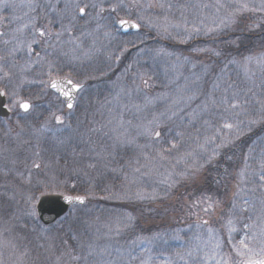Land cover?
I'll return each instance as SVG.
<instances>
[{
	"label": "rangeland",
	"instance_id": "obj_1",
	"mask_svg": "<svg viewBox=\"0 0 264 264\" xmlns=\"http://www.w3.org/2000/svg\"><path fill=\"white\" fill-rule=\"evenodd\" d=\"M28 2L29 0H8L9 7H0V32L5 34L0 36V54H4L6 48H11L14 45L19 47V51L15 55V66H12V61L9 60L5 69L11 71L12 79L10 81H0V87L7 86V90L10 92L18 91L22 98L30 99L34 105L33 109L27 114L16 108L12 111L11 117L4 120L0 119V262L2 264H32L28 261L44 260L46 256L49 259L48 264H107L108 261H113L114 264H140L141 260H148L149 264H166L167 261L176 264L175 258L171 259L170 255L163 253L161 247H159L160 254H151V250L161 243L166 244L165 239L161 240L173 231L170 230L169 225L175 224L178 216H204L197 210L198 207L190 210L187 203L186 206L182 207L183 212L169 208L167 211L155 212L144 209L136 213L125 210L123 212L111 211L106 214L94 212L93 209L79 214L73 207L67 217L66 215L63 216L52 224L53 226L43 227L37 219L35 206L42 195L65 194L66 191L71 190L70 185L75 182L69 178V174L74 177L76 172L83 171L88 168V164L96 162L98 157L95 153L93 155L94 134L92 131L94 128L107 131L111 138L109 130L116 125L121 115L125 121L131 120L133 124H137L143 118L150 119L152 114H156L155 111L158 109L155 97L157 95H154V91L158 87L156 86L157 83L155 84L157 80L156 71L160 68L158 63L162 60L165 66V61L161 57L168 56L172 58L174 54L160 48L159 42L150 46L147 44L156 43V38L166 39V34L171 33V31L173 34L178 35L183 33L182 37L187 35L185 33V23L180 20V15H177L175 21H172V17L169 15L172 12H183L184 9L187 12L194 10L191 11L194 14L188 15L187 28L190 30L193 26H196L203 29L206 26V29L216 26L213 23L214 19L217 24L219 23V19H217V16L215 17V11L213 14L211 11L207 13V16L204 17L206 21L203 24L204 20L198 14L201 9L186 7L192 5L191 2L180 3L175 0H162L165 4L171 3L173 5L170 12L158 7L147 10L132 9L135 14L139 11L144 16L143 20L138 21L141 26L145 27L146 31L155 34L154 41H150L146 34L141 33L139 35V31L137 33L122 34L110 23L108 18L115 14H111L109 9L112 4L117 3V0H79L81 7L85 4H97L105 9L104 12H100L99 7L95 9L89 7L86 9L84 17H80L78 12L74 10V0H59V3H57V0H39L41 4L50 3L56 6L55 11L45 8L39 13L29 9L27 7ZM255 2L259 3V0H255ZM124 3L130 4V0H124ZM65 5H68V7L66 8ZM97 13H99L98 16ZM123 13L126 12L121 11V17H123ZM37 15L39 19L36 26H47L53 34L61 31L62 25L70 26L71 36L65 33L59 41L53 38L47 42L33 44L34 51L29 55L25 43L22 42H28L32 39L33 26L31 18ZM58 15L60 20L57 18ZM73 16L76 18L73 19ZM61 17H63L62 20ZM49 20L53 23L49 24ZM176 24H179L180 27H173ZM25 25H28V27H25ZM165 28H167V32ZM77 37L79 39H76ZM5 40L13 43L5 45ZM69 40L74 42L68 43ZM212 43L209 44L210 47ZM137 46H141L140 50L135 51L132 60H128L126 52L130 47ZM260 51L255 56L264 54V46ZM37 52L39 57L36 55ZM49 63H52L53 68L58 70L53 72L54 79L68 77L83 86L74 108L70 111H67L57 96L49 90V84L40 83L42 80L46 82L49 80L47 75ZM101 63L106 65L101 68ZM173 63L174 66L175 64L179 65L177 61H173ZM253 63L256 65L255 62ZM95 70H101L105 74H109L111 70H118L116 74H112V77H110V86L106 91V96L102 93L96 95L94 88ZM163 70H167V68ZM171 70L172 72L179 71L175 70L174 67ZM120 71L121 73L118 74ZM137 74H147L144 78L148 79L150 77L149 84L151 86L145 87L141 84L140 80L136 78ZM134 78H136L135 83H133ZM137 85H139V88H137ZM179 89L181 90V88ZM148 100H151V103L145 107ZM8 103L9 99L7 97ZM125 105H127L126 108ZM134 105H140L143 111L136 112ZM53 113L63 118V124H56ZM21 121L26 126L27 123L30 125L31 132L29 135L23 132ZM36 121H38L37 127ZM110 121L111 123H109ZM69 123L75 127V130L79 129V147L75 157L80 163L77 166L75 161L70 167L64 166V163L61 167L63 168V174L61 172L60 175L51 171L50 163L52 162L50 159H44L41 152L36 155L35 151L28 150V145H31V141L37 139L35 135L38 129L51 136V139L58 135V141L60 142V144L58 142V151L56 146L51 145L55 143H51L48 139H38L41 143L39 146L44 152L52 151L50 155L57 162L58 159L68 162L71 159L66 156L69 153L67 149L69 140L66 139L65 133H71L72 129ZM38 133L40 132L38 131ZM147 142L143 137L137 138L138 144ZM110 143H113V140ZM130 148H134L135 154H137L138 150L135 147ZM55 160L53 161L54 164ZM34 163H39L41 167L36 169L33 167ZM67 172H69L68 176H66ZM65 179L69 181L67 189L53 186L54 181L58 183ZM45 185L48 186L45 187ZM9 197L14 198L9 199ZM28 197L33 199L29 202ZM88 199L86 197V202ZM107 199L110 201L118 200V198L112 196ZM84 205L86 206V203ZM86 207L95 206L91 204ZM195 213H199V216ZM128 214L131 216L141 215L162 218L158 223L165 225L159 228L161 234L155 240L156 243H153L154 245H149L152 244L150 243L152 239L147 236L142 240H137V243L132 244L128 249L123 248L122 244H119L120 241H115L117 236L114 230L117 218H124ZM74 217H80V220L88 226L89 233L83 236V238H86L84 243L79 239L78 231L74 228V230L70 229L75 224ZM57 222L60 223L54 227ZM109 227L113 228V232H109ZM253 227L252 225V228L247 229L241 239L247 235L251 240ZM174 230L179 233L178 230ZM180 231L185 232L186 230L180 229ZM205 232L201 229L194 230L189 243L193 244V249H195L200 242L201 251L199 254L202 255L203 264L205 253L209 254L207 263L211 261V255L215 256V253L217 254L213 251L212 244L208 248L205 246V240L203 239ZM197 235L200 236L199 240L195 238ZM158 240L161 242H157ZM215 240H218V238ZM250 246H253L252 240ZM105 249L107 251L101 255L102 250ZM116 249L120 250L119 253ZM90 251L92 255H89ZM129 252L135 255L137 259L131 260ZM74 257H79V259H74ZM85 257H87V260L84 259ZM188 263L189 260L185 262V264Z\"/></svg>",
	"mask_w": 264,
	"mask_h": 264
},
{
	"label": "trees",
	"instance_id": "obj_2",
	"mask_svg": "<svg viewBox=\"0 0 264 264\" xmlns=\"http://www.w3.org/2000/svg\"><path fill=\"white\" fill-rule=\"evenodd\" d=\"M175 1L180 3L191 2V4L214 2V0ZM191 11L194 10L187 12L186 9H184L183 12H172V14L169 16L172 17V21H175L177 15H180V20L185 23L188 21V15L194 14V12L191 13ZM209 11H211L213 14L215 10L203 9L199 10L198 14L204 20V17L207 16ZM132 13L133 15L131 19H135L136 14L134 12ZM122 15L123 17H127L126 13H123ZM222 15L223 12L220 14L215 13V17L217 16V19L218 16ZM260 18V14L253 15L251 13H245L244 17L239 21L238 24L230 26L227 30L217 34L215 37L206 36L202 31L200 35H195L189 39L187 43L180 42V40L183 38L181 36L183 33L178 35L173 34L171 31V33L166 34V39H158L153 32L146 31L145 27L141 26L138 32L139 35L141 33L146 34L150 41H154V38H156V43L152 42L147 45H155L157 42H159L160 48H164L167 52L170 51L174 54L172 58L165 55H163L165 57H161L165 61V66L163 65L162 60H160L161 62L158 63L160 68H158L156 71L157 80L155 81V84L157 83L156 86L158 87L154 91V95H157L155 99L157 100L156 107L158 110L155 111V113L158 114L159 112H163L167 107L170 106L171 101L177 98L178 90H180L179 88H181V90L187 89V91L183 93L185 96L193 94L196 96V99L191 101L188 110H199L198 106L202 104L208 94L213 92L214 82L219 83L221 88H223L225 81L234 83L236 85L234 90L238 94L237 99L242 104L244 100L247 99L249 101L248 107L250 110L252 106L256 105L257 100L264 101V68L258 67L254 65V63H251L248 65L249 70L246 72L245 68L243 67V57L249 55L255 56V54L261 52L260 50L262 46H264V27L249 31V26L260 22ZM205 21L206 20L203 21V24ZM169 24H171V22H169ZM171 25H173V23ZM205 27L206 26H204L203 29H205ZM211 43L212 46L210 47L209 44ZM140 48L141 46L130 47V49L126 52L127 59L132 60L135 51L140 50ZM196 48L215 49L219 51L221 55L218 57L211 51L194 52L193 49ZM233 59H235L238 63L229 64V61ZM173 61L179 62V65L175 64L174 66ZM94 64L96 65V63ZM226 64L228 65L227 71L225 73H221V69H223ZM104 65L106 64L101 63V68ZM172 67L179 71L172 72ZM164 68H167V70H163ZM117 71L118 70H111L109 74H105L104 72H101V70L94 71V88L96 90V95L98 93H102L104 96L107 95L106 91L110 86V77H112V74H116ZM121 71L118 74H120ZM171 72L173 73L172 75ZM249 88L252 89V92H248ZM252 93H255V95ZM219 94V91H217L216 95L218 96ZM214 115L217 120L220 119L219 114ZM240 119L247 121V118L243 115L240 116ZM35 123L37 127L38 121ZM179 123L180 121H176V124ZM20 124L22 125L23 132L29 135L31 132L30 125L27 123L26 126L22 121ZM69 125L72 129L71 133H65V136L67 137L66 139L69 140L67 148L69 153L66 156L68 159H71L68 162L63 159H58L57 162L50 155L52 151L44 152L41 150V146H39L41 143H39L38 139H48L51 141V143H55L51 145L56 146V150L58 151V135L51 139V136L44 133L43 130L38 129L36 130L35 135L37 139L31 141V145H28V150H33L36 153L39 152V154L41 152L44 159H50L52 162L50 163L51 171L60 175L63 169L61 167L64 165V163V166L68 167H70L75 161L77 166L78 163H80L75 157L79 147V129L75 130V127L71 126V123H69ZM196 128H200L199 122L196 123ZM196 128H192L185 124L182 128L177 130H186L187 132H191L194 136ZM200 130L203 134H210V131L206 133L203 128ZM38 131L40 133H38ZM92 133L94 134L93 155L95 153V155L98 157L95 162L96 167L85 168L83 171H78L75 173L74 177L71 176L69 172L66 173V176L69 174V178L74 180L76 189H69L65 194L84 195L85 197L89 198L86 202V206L91 204H94L95 206L90 208H87L85 205L82 207H75L74 210L79 214H81L80 212L84 211H92L91 209H93L94 212H101L100 214H106L111 211L123 212L125 210L136 213L144 209L156 212L167 211L169 208L183 212L182 207L186 206L187 203L191 204L196 202L202 195H211L213 200L220 201V204L210 215H206L203 211H201V207L198 206L197 210L204 216H178L176 218L175 224L169 225L170 230L173 231L169 233L167 237H164L161 240L163 241L165 239L166 244L164 245L161 243L158 247H153L151 254H160L159 247H161L163 253L170 255V257H172L171 259L175 258L176 264H185L187 260H189L188 264H203L202 255L199 254L201 250L195 253L194 258L188 257L186 254L189 250L193 249V244L189 243L192 239L194 230L201 229L203 232L206 231L203 234V239L205 241H209V238H207V236H209L207 229L208 227H211L213 229V233L211 234L213 237L211 236V240L207 244V248L211 246V244L212 248H214L216 241L220 242L221 247L219 249H215V252H217V254L215 253V258L213 259V255H211V261H209L207 264H216V262L222 258H230L234 264V262L239 260L240 257L237 256L236 249L233 247V245L238 247L239 239H241V237L246 233L247 230L243 229L244 223L252 224L254 226L252 229V237L255 235V240H252V247L256 248L257 250L260 248L261 241L264 240V237H261L260 234L262 225L258 217L261 215L260 201L264 199V191L257 189V191L251 192L247 191V189L256 187V185L251 182L252 178L250 173L258 168L256 161L260 158L259 153L261 149L264 148V125L253 126L252 132L245 135L242 140L238 142L235 148L225 150L226 154L232 157L231 161L222 160L219 164L206 166L201 171L194 185L191 183H180L172 188H168L167 183H161V181L166 180L167 172L171 171L172 165L175 164L174 158L178 155L177 152L174 151L172 153V157H170L168 161L157 162V171H155L150 177L142 179L139 184L133 185L129 184L128 181H125L123 176L125 173H127L129 175V179L132 178L133 173L128 165L130 161H134L136 159V157L139 155V152L137 151V154H135L134 148L115 145L114 141L113 143H110L112 139L110 138V134L105 135L108 133L107 131L94 128ZM254 141L256 142L255 144L253 143ZM250 145L255 148V152L252 153V156L255 157V159H249L248 163L250 168L246 171L244 182H241L239 173L244 169V157L248 152V147ZM191 149H196L199 151V149H197L195 140L189 139L186 136L184 140L181 141L180 152L182 153L185 150ZM210 150L211 146H209V151ZM151 151L152 150L150 149L149 152ZM54 152L53 154H55ZM109 153H111L110 157ZM101 157H105V159H101ZM54 160L55 164L53 163ZM143 162L144 161L141 158V163ZM182 167L183 164L176 165L177 169ZM224 167L228 168L227 173L223 171ZM114 168L117 169V171H112ZM238 185L240 188H244L245 191L241 192L240 195L236 197V204L239 207H243L245 206L244 200L247 199L249 201V204L247 205L248 211L244 213L237 212L236 214H232L231 209L233 203V194L238 191ZM137 190L142 191L145 196H149L155 192L157 199L139 200L134 195ZM110 196L116 199L118 198V200L110 201L105 198H109ZM202 206L206 207L207 205L204 204ZM68 214H70V211ZM132 217L133 226L125 229L122 234L115 239V241H120L121 243L119 244H122L123 248L125 247L128 249L132 244H136L137 240H142L145 236H147L149 239H152L150 240V243L152 244L149 245H154L156 243L155 240L161 234L159 228L165 225L163 223L162 225H160L161 223H158V221H160L162 218L144 217L141 215H132ZM230 218L233 220V225L236 228V231L231 233V237L229 236V226L227 224V221ZM80 219V217H74L73 220L75 221V224L71 226L70 229H76L78 231L79 239L84 243L86 238H83V236L89 232L87 228L88 226ZM118 219L123 218L118 217L117 220ZM204 219H207L209 224L201 225V227L198 229L196 224ZM59 223L60 222H57L54 227H56V225ZM174 229L178 230L179 233L175 232ZM180 229H184L186 231L181 232ZM177 236L179 239H176ZM217 238L218 240H215ZM161 241L158 240L157 242ZM198 244L200 245V242ZM177 253L183 255L184 259H181V255H177ZM48 261L49 259H47L45 256L44 260L35 259L28 262L32 264H48Z\"/></svg>",
	"mask_w": 264,
	"mask_h": 264
},
{
	"label": "snow or ice",
	"instance_id": "obj_3",
	"mask_svg": "<svg viewBox=\"0 0 264 264\" xmlns=\"http://www.w3.org/2000/svg\"><path fill=\"white\" fill-rule=\"evenodd\" d=\"M57 3H59V0H57ZM9 6L10 5L8 3V0H0V7L7 8ZM27 7L33 12L37 13L43 11L45 8H50L52 11L56 10L55 5H52L50 3L41 4L39 0H29ZM65 7L67 8L68 5H65ZM73 7L74 10L78 12L80 17H84L86 15V9L89 7L93 9L99 7L100 12L105 11L104 7L97 4H85L83 7H81L79 0H74ZM153 7L166 9L170 12L173 8V5L171 3L165 4L164 2H162V0H130V4H125L124 0H117V3L112 4L109 9L110 13L115 15L110 16L108 19L110 20V23L118 30L128 31L129 29H135L138 31L141 27V24L138 21L143 20L144 16L141 14V12L138 11L136 13V19H131L133 15L132 9L147 10ZM186 7H192L201 10L214 9L216 14H220L221 12H223V15L218 16V24L216 23L215 19L213 20V23L216 25L214 28L201 29L200 27L193 26L189 30L185 22V32L187 33V35L180 40L181 43H187L188 40L192 38L193 34L200 35L202 31L206 36L215 37L217 34L222 33L224 30H227L230 26L238 24L239 21L244 17L245 13H251L253 15L260 14L261 17L260 22L254 23L249 26V31L264 27V0H259V3H256L255 0H214L213 3L192 4ZM121 11H125L127 17L129 18L121 17ZM96 15L98 16L99 13H97ZM75 18L76 17L73 16V19ZM38 19V15L31 18V23L33 26L32 39L28 42H22L25 43L29 55H31L34 51L32 47L33 44L47 42L53 38L59 41L65 33H68L69 36H71L70 26L62 25V30L53 34V32L47 26H36V22ZM62 19L63 17H61V20ZM165 19H167V17H165ZM48 23L52 24L53 21L49 20ZM25 27H28V25H25ZM173 27L179 28L180 25L176 24ZM17 31H19V29H17ZM165 31L167 32V28H165ZM3 35L5 34L3 32H0V36ZM106 35H108V33H106ZM76 39L79 38L77 37ZM73 42V40L68 41V43ZM9 43L13 42L9 40L4 41L5 45H8ZM18 51L19 47L14 45L11 48H6L4 54H0V81H10L12 79L11 71L5 69L9 60L12 61V66H15V55ZM193 51H211L218 57L221 55V53L215 49L196 48L193 49ZM36 55L37 57H39L38 52L36 53ZM253 62H255L257 66L264 68V54H260L258 56L249 55L243 57V67L245 68L246 72L249 70L248 65ZM236 63L238 62L235 59L229 61V64ZM48 67L49 71L47 75L49 77V80L47 82L42 80L40 81V83H47L52 89H55L57 92H61V94L67 98L68 109H72L74 107L72 103L74 99L72 93L63 90V88L61 87V82L53 78V72L58 70L53 68L52 63H49ZM227 67L228 65L226 64L225 67L221 69V73H225L227 71ZM145 75L147 74H137L136 78H138L140 80V83L145 87H150V77L148 79H145ZM136 78H134L133 83H135ZM65 82L68 85H71L72 89L75 91H78L81 88V85L79 83H74L71 79H66ZM235 87L236 85L234 83L225 81L223 88H221L219 83L214 82L213 92L205 97V100L202 102V104L198 106L199 110H188L191 101L196 99V96L195 94L185 96L183 93L187 91V89H184L178 90L177 98L171 101L170 106L167 107L165 111L159 112L158 114H152L150 119L145 117L140 123L133 124L131 120L125 121L123 119V116L121 115L116 125L109 130L111 133V139L114 141L115 145L124 147L134 146L139 152V155L136 157V159L134 161H130L128 165L133 173L132 178L129 179V175L125 173L123 176L124 180L128 181L129 184H139L142 179L150 177L155 171H157V162L168 161L169 158L172 157V153L174 151L178 153V155L174 158L175 164L172 165L171 171L167 172L166 180L161 181V183H167L168 188H172L180 183H191L194 185L201 171L206 166L219 164L222 160L231 161L232 157L227 155L225 150L235 148L238 142L241 141L245 135L252 132L253 126L264 125V101L257 100L256 105L252 106L250 110V108L248 107L249 101L247 99L244 100L243 104L237 99L238 94L234 90ZM137 88H139V85H137ZM217 91H219L220 93L218 96L216 95ZM248 92H252V89L249 88ZM252 94L255 95V93ZM0 97H8L9 103L5 104L4 107L7 108L9 112H12L16 108H19L27 114L34 107L30 99L22 98L18 91H8L7 86L0 87ZM150 103L151 100H148L145 107H147V105ZM124 107L126 108L127 105H125ZM134 108L136 112L143 111L140 105H134ZM214 114H219L220 119L217 120ZM241 115L246 117L247 121H245L244 119H240ZM53 117L56 124H63V118L61 116L55 115V113H53ZM176 121H180V123L176 124ZM197 122L200 123V128H196ZM109 123H111V121ZM185 124L192 128H196L194 136L191 132H187L186 130H177L182 128ZM201 128H203L206 133L210 131V134H203L200 130ZM105 135H108V133H106ZM186 136L189 139L195 140L197 149H199V151H197L196 149H191L185 150L182 153L180 152L181 141H183ZM138 137H143L148 142L145 144H138ZM253 143L255 144L256 142L254 141ZM209 146H211L210 151ZM148 149H151L152 151L149 152ZM254 152L255 148L250 145L248 147V152L244 157V169L239 173L241 182H244L246 171L250 168V165L248 163L249 159H255V157L252 156V153ZM36 155H39V152H37ZM110 156L111 153H109V157ZM259 157L260 158L256 161L258 168L250 173V176L252 178L251 182L255 184L256 187L248 188L247 191L255 192L257 191V189L264 191V148L261 149ZM141 158L144 161L143 163H141ZM101 159H105V157H101ZM180 164H183V167L177 169L176 165ZM33 167L39 169L41 166L39 163H34ZM87 167L95 168L96 164L90 163L87 165ZM112 171H117V169L114 168L112 169ZM223 171L227 173L228 168L224 167ZM47 186L48 185H45V187ZM53 186L67 189L69 186V181L68 179L59 181L58 183L54 181ZM70 188L71 190H75L76 184L71 183ZM243 191H245V189L240 188L238 185V191L233 194V203L231 209L232 214H236L237 212L244 213L248 211L247 205L249 204V201L247 199L244 200L245 206L243 207H239L236 204V197H238ZM61 195H63L64 200L68 204H83L86 199L84 195H64L63 193H61ZM134 195L139 200L157 199V195L155 192H153L149 196H145L142 191L137 190ZM13 198L14 197H9V199ZM32 199V197H28L29 202ZM260 203L261 215L258 217V219L261 221L262 225L260 234L261 237H264V199H262ZM204 204H206L207 206L203 207L202 205ZM219 204L220 201H214L211 195H202L196 202L189 204L188 207L191 210L194 207L200 206L201 211H203L206 215H210L215 210V208L219 206ZM195 214L199 216V213ZM208 224L209 221L207 219H204L201 222L197 223L196 227L199 229L201 225ZM227 224L229 226V236L231 237V233L236 231V228L234 227L233 220L231 218L228 219ZM132 226L133 217L130 214L126 215L123 219H118L114 230L115 235L117 237L120 236L125 229H128ZM250 228H252V225L248 223L243 224V229L247 230ZM207 231L209 233L210 241L213 229L211 227H208ZM109 232H113V228L109 227ZM195 238L199 240L200 236L197 235ZM176 239H179V237L177 236ZM251 240H255V235H253ZM251 240L246 235L239 241L238 247L236 245H233V247L236 249L237 256L240 257V259L235 261L234 264H264V240L261 241V246L258 250L250 246ZM209 241L204 242L205 246H207ZM220 247L221 244L219 241H217L214 245L213 251H215V249H219ZM200 250V246L197 245L195 249L189 250L186 255L188 257L194 258L195 253ZM106 251V249L102 250L101 255H103ZM116 251L117 253H119L120 250L116 249ZM108 254L110 255L111 253ZM89 255H92L91 251L89 252ZM177 255L181 254L177 253ZM129 256L131 260L137 259V257L135 255H132L131 252H129ZM212 258H215L214 255ZM74 259H79V257H74ZM84 259L87 260V257H85ZM181 259H184L183 255H181ZM208 259L209 254L205 253L203 257L204 264H207ZM0 264H2V262H0ZM107 264H114V262L108 261ZM140 264H149V261L141 260ZM166 264H171V262L167 261ZM216 264H233V262L230 258H222L221 260H218Z\"/></svg>",
	"mask_w": 264,
	"mask_h": 264
},
{
	"label": "water",
	"instance_id": "obj_4",
	"mask_svg": "<svg viewBox=\"0 0 264 264\" xmlns=\"http://www.w3.org/2000/svg\"><path fill=\"white\" fill-rule=\"evenodd\" d=\"M139 31V30H138ZM135 29H129L128 31L120 30L122 34L127 33H135L138 32ZM61 82V87L65 91H69L72 93L74 97L72 103L74 104L75 96L77 91L73 90L71 85H68L65 81L66 78L57 79ZM51 91H53L57 96L63 100L67 107V98L61 94V92H57L55 89H52L49 85ZM6 104V97H0V118H8L10 116V112L7 108L4 107ZM68 108V107H67ZM86 202V199H85ZM85 202L83 204H85ZM83 204L73 203L68 204L61 194H49V195H42L39 197L36 206V216L39 220L40 224L43 226H50L54 224L57 220L62 218L72 207L74 206H82Z\"/></svg>",
	"mask_w": 264,
	"mask_h": 264
},
{
	"label": "flooded vegetation",
	"instance_id": "obj_5",
	"mask_svg": "<svg viewBox=\"0 0 264 264\" xmlns=\"http://www.w3.org/2000/svg\"><path fill=\"white\" fill-rule=\"evenodd\" d=\"M47 15H48V14H47ZM51 16H53V15L51 14ZM57 18L60 20L59 15H58ZM82 89H83V87H82ZM82 89H80V90L77 92L75 102L77 101V99H78V95L80 94V92H81ZM53 94H54V93H53ZM57 98H58V97H57ZM58 100L60 101V103H62V104L65 106V103H64L63 101H61L59 98H58ZM6 104H7V97H6ZM11 113H12V112H11Z\"/></svg>",
	"mask_w": 264,
	"mask_h": 264
}]
</instances>
